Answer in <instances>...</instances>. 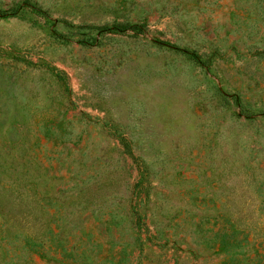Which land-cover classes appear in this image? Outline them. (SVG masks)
Returning a JSON list of instances; mask_svg holds the SVG:
<instances>
[{
    "label": "rangeland",
    "instance_id": "obj_1",
    "mask_svg": "<svg viewBox=\"0 0 264 264\" xmlns=\"http://www.w3.org/2000/svg\"><path fill=\"white\" fill-rule=\"evenodd\" d=\"M0 264H264V0H0Z\"/></svg>",
    "mask_w": 264,
    "mask_h": 264
},
{
    "label": "trees",
    "instance_id": "obj_2",
    "mask_svg": "<svg viewBox=\"0 0 264 264\" xmlns=\"http://www.w3.org/2000/svg\"><path fill=\"white\" fill-rule=\"evenodd\" d=\"M128 27H129L128 24L116 23V24H112L111 28H108V29L113 30V31H124ZM95 29L97 30L106 29V26L104 25L96 26Z\"/></svg>",
    "mask_w": 264,
    "mask_h": 264
}]
</instances>
